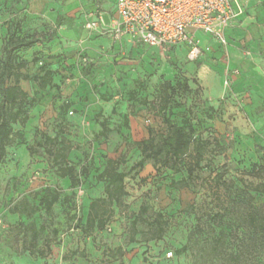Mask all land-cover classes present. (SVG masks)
Wrapping results in <instances>:
<instances>
[{
    "label": "rangeland",
    "instance_id": "obj_1",
    "mask_svg": "<svg viewBox=\"0 0 264 264\" xmlns=\"http://www.w3.org/2000/svg\"><path fill=\"white\" fill-rule=\"evenodd\" d=\"M91 1L97 4L99 0ZM66 2L71 0H1L0 59L5 39L9 35L22 37L30 43L17 52L26 62L23 73L33 76L43 65L49 69L52 59L58 66L53 74L67 70V74L60 76L68 77L72 50L59 52L56 43H50L60 30V25L53 22L54 15L68 7ZM72 2L75 4L65 13L83 15L84 0ZM102 11L98 6L94 12L98 15ZM141 49L134 73L122 70L114 80L100 78L93 84L91 97L81 94L77 102L65 95L63 81L59 79L58 89L43 91L32 81H20L29 99L35 101L26 106L28 121L24 127L12 126L22 138L15 137L6 148L7 155L0 166V264H264L262 96L257 95L258 100L252 95L253 102L247 103L249 98L243 93L213 106L201 85V69L205 67L207 76L214 71L213 60H209L206 51L190 61L184 53L154 47ZM82 53L78 57L88 65L89 57ZM166 82L171 87L166 90L172 91L166 115L177 125L189 120L196 134L212 143V151L202 162L203 167L181 186L173 187L170 183L186 178L184 170L177 174L165 169L157 171L147 163L139 175L129 172L122 206L114 208L104 230L85 234L82 225L86 205L90 199L103 196V185L95 180L104 165L103 158L117 151L124 160L125 172L139 159L133 143L146 138L149 129L160 131L163 126L155 110L145 103L154 99ZM100 102H111L109 107L114 104V111L94 114ZM64 103L68 106L65 109ZM76 103L80 106L73 108ZM214 114H226L220 119L221 130L225 127L220 137L204 121L205 115ZM129 115L138 121L132 129L123 124L124 117ZM102 120L110 130L105 137L98 135ZM43 135H59L77 145V149L70 151L69 159L76 166L81 185L72 188L67 179L59 177L56 166L40 147ZM28 147H33L34 154L28 153ZM220 147L230 161L226 162L227 168L222 167L221 156L217 157ZM258 166L261 169L256 172ZM82 169L87 171V180L80 175ZM250 185L262 187L253 191ZM46 189L59 193V202L53 205L50 215L40 210L27 220L11 212L22 200L37 204ZM142 208L146 212H141ZM154 219L164 222L166 229L160 240L150 241V223ZM134 220L136 234L132 233ZM20 221L45 226L38 247H49L50 255L44 259L28 255L18 229ZM53 229L57 230L56 235ZM182 247L185 250L181 251ZM170 251L172 257L166 258Z\"/></svg>",
    "mask_w": 264,
    "mask_h": 264
},
{
    "label": "trees",
    "instance_id": "obj_2",
    "mask_svg": "<svg viewBox=\"0 0 264 264\" xmlns=\"http://www.w3.org/2000/svg\"><path fill=\"white\" fill-rule=\"evenodd\" d=\"M29 45L30 43H26L22 37L9 35L5 39L3 56L0 59V166L5 161L6 148L14 142L15 137L22 138L20 133L13 131L12 126L18 124L24 127L28 121L26 106H31L35 101L33 98L29 99L27 92L21 88L20 81H32L41 91L53 86V72L47 68V65L41 66L33 76L22 72L26 68V62L18 57L17 52ZM162 86L164 89L154 99L150 102L144 101L145 104L155 110L159 116L156 117L157 120L160 119L163 123L162 128L160 131L149 129L146 138L133 143L139 154V159L133 163L128 172L122 169L124 160L117 155V151L103 158L104 165L95 176V180L103 185V196L90 199L86 205L82 225L85 234L91 235L95 230H104L115 213L114 208L122 206L123 198L127 196L125 179L129 172H135L137 176L147 163H151L157 171L165 169L177 174L184 170L186 178L182 177L179 181L170 183L173 187L181 186L185 180H191L194 173L203 167L202 162L207 154L212 151L210 149L212 143L196 134L195 127L190 124L189 120L185 119L181 125H177L169 119L166 112L170 109L172 91L168 93L166 90L171 88L169 83H163ZM67 107V103H64V109ZM214 117H216L215 114L205 115L204 121L208 126ZM123 124L128 127L126 117L123 119ZM99 125L101 131L98 135L105 137L110 132L105 120H102ZM215 135L220 137L217 133ZM40 147L52 164L56 166L59 177L67 179L70 187L74 188L82 184L76 166L69 159L70 151L77 149V145L59 135L54 137L43 135ZM219 149L217 157L221 156L224 160L222 167L227 168L226 162L230 161L225 156V150L221 147ZM27 151L30 155L35 152L33 147H28ZM260 169L258 166L256 172H259ZM81 174L84 175L85 180L88 179L86 169H82ZM261 187L262 185H250L253 191H260ZM64 200L69 201V198ZM57 202H59V193L46 189L38 199L37 204L22 200L13 206L11 212L31 220L40 210H44L46 215H50L53 205ZM140 210L146 212L144 208ZM254 220V217H251L252 223ZM135 224L136 221L134 220L133 234L137 233ZM150 224L152 230L149 240H160L165 233V223L154 219ZM18 229L24 238V250L28 252L30 257L44 259L52 253L49 247H45V249L38 247V241L45 232L43 224L36 226L34 221H30L28 224L20 221ZM261 230L264 233V225L261 226ZM52 233L56 235L57 230L53 229ZM182 250H185V247H182ZM171 253L173 255V252Z\"/></svg>",
    "mask_w": 264,
    "mask_h": 264
},
{
    "label": "crops",
    "instance_id": "obj_3",
    "mask_svg": "<svg viewBox=\"0 0 264 264\" xmlns=\"http://www.w3.org/2000/svg\"><path fill=\"white\" fill-rule=\"evenodd\" d=\"M241 2L243 12L233 20L225 32L226 46H221L218 41L205 34H197L202 51H206L209 60H213L211 67L214 71H211V75L207 76L205 67L201 69V85L213 106L219 104L220 100L231 101L233 97L242 96L243 93L245 98H249L247 103H252L253 98L259 100L257 95L262 96L260 101L264 105V0H241ZM65 4L72 7L75 2L71 0ZM98 6L104 10L98 14L102 17L103 25L97 29H88L87 24L96 19L94 11ZM68 7L56 11L53 22L60 25V30L50 43H56L59 52L72 50L70 53L72 66L68 77L61 78L62 75L67 74V70L64 73L59 71L61 76L52 73V88L58 89L60 85L58 79L63 81L65 95H68L72 101L77 99V102L81 94L91 97L93 84L100 78L114 80L115 75L118 77L122 70L134 73L138 68L136 60L142 54L141 47L148 46L137 43L128 36H123L120 40L113 39L110 27L113 19L116 18L115 0H99L97 4L91 0H84L83 15L65 13ZM80 51L88 55L90 62L88 65L85 64L84 58L78 57ZM168 51L184 53L187 56V48L184 45ZM122 57L127 59L123 61ZM50 62L49 70L53 72L58 66L54 64L55 60L51 59ZM227 71L230 79L228 89L224 86ZM105 104L107 103L100 102L97 105L98 111L94 114H111L114 104L111 107H109L111 102L107 104L108 107ZM76 106H80V103L73 105V108ZM92 111V108L88 109L89 113ZM225 116L226 114L214 117L210 121L218 134L225 130V127L221 130L223 125L220 123V119H224ZM127 119L131 129L136 127L137 118L129 115Z\"/></svg>",
    "mask_w": 264,
    "mask_h": 264
},
{
    "label": "built area",
    "instance_id": "obj_4",
    "mask_svg": "<svg viewBox=\"0 0 264 264\" xmlns=\"http://www.w3.org/2000/svg\"><path fill=\"white\" fill-rule=\"evenodd\" d=\"M243 12L241 0H115V14L110 27L113 39L123 36L151 48L168 51L184 45L187 59L193 61L203 53L198 33L226 46V30ZM103 25L100 15L87 24L88 29ZM228 71L224 86L230 87ZM71 113V112H70ZM166 258L172 253H166Z\"/></svg>",
    "mask_w": 264,
    "mask_h": 264
}]
</instances>
